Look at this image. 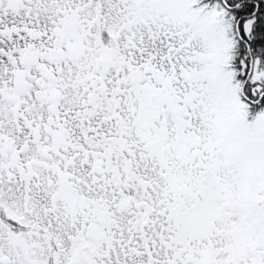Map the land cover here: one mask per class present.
Segmentation results:
<instances>
[{"label": "snow or ice", "instance_id": "1", "mask_svg": "<svg viewBox=\"0 0 264 264\" xmlns=\"http://www.w3.org/2000/svg\"><path fill=\"white\" fill-rule=\"evenodd\" d=\"M0 264H264V0H0Z\"/></svg>", "mask_w": 264, "mask_h": 264}]
</instances>
